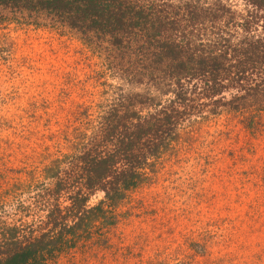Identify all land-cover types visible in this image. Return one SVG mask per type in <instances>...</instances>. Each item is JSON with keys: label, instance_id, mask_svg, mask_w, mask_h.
I'll use <instances>...</instances> for the list:
<instances>
[{"label": "trees", "instance_id": "obj_1", "mask_svg": "<svg viewBox=\"0 0 264 264\" xmlns=\"http://www.w3.org/2000/svg\"><path fill=\"white\" fill-rule=\"evenodd\" d=\"M241 1L236 12L220 0L216 9L200 0H0V15L49 19L96 53L111 79L146 90L103 83L109 98L48 116L42 138L51 144L18 146L20 169L6 167L12 154L0 158V264H52L90 241L96 224L111 226L174 142L193 83L212 86L209 97L236 91L235 110L252 103L264 112V0ZM153 90L173 98L161 104ZM97 193L103 199L90 206Z\"/></svg>", "mask_w": 264, "mask_h": 264}, {"label": "rangeland", "instance_id": "obj_2", "mask_svg": "<svg viewBox=\"0 0 264 264\" xmlns=\"http://www.w3.org/2000/svg\"><path fill=\"white\" fill-rule=\"evenodd\" d=\"M200 1L220 6L218 0ZM220 2L236 12L245 9L241 0ZM104 71L74 33L41 16L1 13L0 158L12 154L6 167H22L18 146L30 153L51 144L42 135L50 134L44 124L54 111L107 97L110 88L103 83L146 93ZM210 87L189 86L174 142L160 154L149 182L113 210L112 225L96 224L90 241L52 264H264V112L252 103L235 110L236 91L220 89L209 97ZM153 93L161 104L173 98ZM102 199L97 193L89 205Z\"/></svg>", "mask_w": 264, "mask_h": 264}]
</instances>
